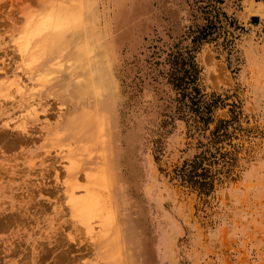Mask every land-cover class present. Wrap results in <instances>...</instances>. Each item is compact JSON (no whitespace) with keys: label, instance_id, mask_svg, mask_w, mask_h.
Listing matches in <instances>:
<instances>
[{"label":"rangeland","instance_id":"rangeland-1","mask_svg":"<svg viewBox=\"0 0 264 264\" xmlns=\"http://www.w3.org/2000/svg\"><path fill=\"white\" fill-rule=\"evenodd\" d=\"M58 4L81 22L28 67L23 35ZM204 5L225 18L191 51L198 94L181 96L168 54L191 45ZM99 119L109 184L93 188L114 219L102 247L64 190L103 165L79 150ZM196 156L207 195L172 178ZM0 264H264V0H0Z\"/></svg>","mask_w":264,"mask_h":264},{"label":"bare ground","instance_id":"bare-ground-1","mask_svg":"<svg viewBox=\"0 0 264 264\" xmlns=\"http://www.w3.org/2000/svg\"><path fill=\"white\" fill-rule=\"evenodd\" d=\"M77 8L78 7L75 8L74 5H70V4L69 5L58 4L56 5V7L52 8V10H48L45 14L41 15L39 19L36 20L38 22L35 21L36 23H33L29 27V29L25 31L23 35L24 39L20 44L19 46L20 48L18 50L21 53V57L23 59L24 58L26 59V63H25L26 66L30 65L32 62H35L40 56L48 52L54 46L55 43L59 42L62 39V36L66 31L73 30L75 27H77L80 24L81 22L80 16L78 12L75 10ZM97 81L99 82V80ZM98 84H100V82ZM12 85H15L14 87H17L15 88L16 91L18 89V91L20 90L19 92H21L22 91L21 88L24 87L23 86L21 88H18L22 86V84H20L19 86V84L12 83ZM29 113L30 116L33 117L35 115V110L34 109L29 110ZM91 117L92 115L87 112V114H84L82 116V120L87 121L88 119H91ZM85 132L86 133L82 135L83 139H80L82 142L79 150L84 152L87 151L89 146L96 147L100 159L103 162V165H100L96 169V171L94 170L93 172H88L84 174L87 184L83 186L82 190H81L82 186L79 185L80 184L79 182H78L79 184H77V181H75L76 179L74 176L71 178V182L68 181L67 184L65 183L66 186L65 188L64 187L63 188L68 197L67 203L69 204L71 215L74 218H77L76 220H80L85 225V228L88 229V231L94 230L92 224L93 223L96 224L98 228L97 230L101 231V233L94 235L95 236L94 239L96 244L99 247H102L107 245L106 243L109 239V233L112 231V227L114 224L113 213L109 202L110 199L107 193L108 190L107 191L105 190L107 193L106 198L108 202V209H107L106 206L107 202L104 201L105 199H103L102 197V192L100 193L99 190L93 188V186L95 185L101 186L103 183L104 184L106 183L107 185L109 184V178H107L105 174L104 167L105 164L110 160L109 159L110 154L107 145L108 143L107 134L103 124V120L99 119V122L96 123V126L94 128H88L87 131ZM60 148L63 150L62 147H59V149L58 148L57 149L60 151L61 150ZM66 150L68 152L66 156L69 162L68 166H71L70 169H73L74 163L72 160V155L74 151L72 148L70 150L69 146L67 147V149H65V151ZM59 151L55 153H58ZM64 171L67 170L64 169ZM78 188H80L82 192L76 191L79 190ZM103 188L104 187L102 186L100 187V189Z\"/></svg>","mask_w":264,"mask_h":264},{"label":"trees","instance_id":"trees-1","mask_svg":"<svg viewBox=\"0 0 264 264\" xmlns=\"http://www.w3.org/2000/svg\"><path fill=\"white\" fill-rule=\"evenodd\" d=\"M200 9L204 14L202 17L203 23L191 30V45L182 49L176 48L168 54L167 63L169 64V70L166 73V79L172 89L178 91L181 96H188L191 92L195 95L198 94V89L194 86L197 71L191 57V51L211 36L213 32L222 29L219 25V14H222L225 18L224 13L219 8L209 9L208 5H204ZM252 19L254 18L252 17ZM221 46L223 48L229 47L223 42ZM194 97L190 96L192 103ZM203 159V156L200 158L196 156L189 162H183L181 166L172 170V178H176L181 183H186L189 187L197 189L199 194L207 195L212 188V175L209 174L207 168L202 167L201 161Z\"/></svg>","mask_w":264,"mask_h":264}]
</instances>
